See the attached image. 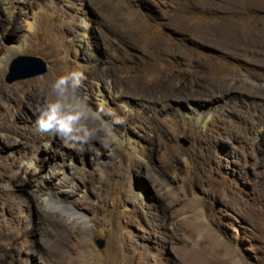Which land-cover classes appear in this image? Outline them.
I'll return each mask as SVG.
<instances>
[{
	"label": "rangeland",
	"instance_id": "374dc122",
	"mask_svg": "<svg viewBox=\"0 0 264 264\" xmlns=\"http://www.w3.org/2000/svg\"><path fill=\"white\" fill-rule=\"evenodd\" d=\"M10 1L0 264H264V0ZM23 54L47 71L7 82ZM70 69L94 109L108 97L76 149L34 125Z\"/></svg>",
	"mask_w": 264,
	"mask_h": 264
},
{
	"label": "clouds",
	"instance_id": "9594fccd",
	"mask_svg": "<svg viewBox=\"0 0 264 264\" xmlns=\"http://www.w3.org/2000/svg\"><path fill=\"white\" fill-rule=\"evenodd\" d=\"M83 79L82 71L70 69L49 82L48 94L34 121L38 133L55 134L66 143L83 146L108 127L102 120L103 106L98 104L94 109L81 92Z\"/></svg>",
	"mask_w": 264,
	"mask_h": 264
},
{
	"label": "water",
	"instance_id": "95a60500",
	"mask_svg": "<svg viewBox=\"0 0 264 264\" xmlns=\"http://www.w3.org/2000/svg\"><path fill=\"white\" fill-rule=\"evenodd\" d=\"M47 71L46 62L35 55H18L12 59L7 75V82L12 83L17 80L27 79L38 76ZM184 144L187 142L183 139ZM97 246L103 248L105 241L103 239L96 240Z\"/></svg>",
	"mask_w": 264,
	"mask_h": 264
},
{
	"label": "bare ground",
	"instance_id": "6f19581e",
	"mask_svg": "<svg viewBox=\"0 0 264 264\" xmlns=\"http://www.w3.org/2000/svg\"><path fill=\"white\" fill-rule=\"evenodd\" d=\"M10 4H9V10L11 9V12L12 11H14L15 9H16V7H17V2L16 1H14V0H12V1H10L9 2ZM10 12V11H9ZM62 65V64H61ZM65 65H63V67H64ZM55 68V67H54ZM58 72L60 71V69H58L57 70ZM54 72V71H53ZM58 72L56 73V74H54V73H52L51 72V74L49 73V75L47 76L46 75V79H47V81H51L52 79H54L57 75H59L58 74ZM61 72H63V71H61ZM113 98V97H112ZM108 101V97H102L101 99H100V101H99V104L100 105H104L105 104V102H107ZM109 126V125H108ZM110 128V127H109ZM108 129V128H107ZM111 131V130H110ZM116 137V136H115ZM71 147H73V148H75L76 149V147H77V145H70ZM43 182L42 181H39L38 182V187H42L43 186ZM160 186V185H159ZM160 188V187H159ZM157 195H158V193H156ZM46 200H48V201H52V202H55V203H58V201L59 200H57V198H56V196H54L53 195V193H49V194H47L46 195ZM66 208V207H65ZM72 210H73V208H72ZM74 212H76V211H74Z\"/></svg>",
	"mask_w": 264,
	"mask_h": 264
}]
</instances>
